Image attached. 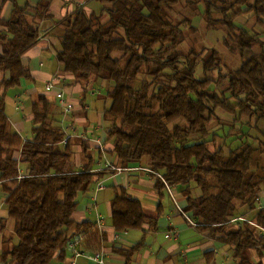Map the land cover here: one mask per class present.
<instances>
[{
    "label": "trees",
    "instance_id": "obj_1",
    "mask_svg": "<svg viewBox=\"0 0 264 264\" xmlns=\"http://www.w3.org/2000/svg\"><path fill=\"white\" fill-rule=\"evenodd\" d=\"M6 1L11 9L3 18ZM99 1L104 4L99 13L79 6L60 20L66 28L55 57L78 80L109 82L110 105L104 117L111 123L106 141H111L109 151L116 165L128 167L147 157L168 186L184 185L183 211L201 228L219 230L232 246L236 264H254L249 250L264 252V238L247 222L234 227L229 223L236 203L249 211L257 209L264 176L251 170L256 148H216L210 143L214 136L208 138V124L214 117L219 119L217 110L239 120L264 118V38L235 23L237 17L249 14L264 32V0ZM180 1L193 10L202 4L205 26L224 30L223 45L238 54L237 67L222 72L223 57L215 49L177 51L189 19L171 21L167 15ZM47 6V0L34 4L0 0V181L16 237L1 251L2 264H50L55 257L62 259L66 241L74 234L82 236L80 246L85 249L101 246L99 234H88L92 223H77L73 232L69 229L78 192L102 172L91 171L89 164L81 170L69 169L71 149L67 142L61 146L64 133L51 123L52 103L43 94L31 104L28 139L8 128L4 112L7 90L29 77L21 56L36 44L38 21L49 17ZM189 28L194 29L190 23ZM115 51L118 57L113 56ZM199 63L204 74L217 70L216 77H195ZM165 183L158 179L156 186ZM191 183L199 189L198 195H191ZM115 190L111 221L116 230L140 228L143 223L155 226L139 200L121 186ZM250 219L264 228V207ZM140 245L117 249L125 264Z\"/></svg>",
    "mask_w": 264,
    "mask_h": 264
},
{
    "label": "crops",
    "instance_id": "obj_2",
    "mask_svg": "<svg viewBox=\"0 0 264 264\" xmlns=\"http://www.w3.org/2000/svg\"><path fill=\"white\" fill-rule=\"evenodd\" d=\"M47 1L46 11L49 17L38 21V40L21 56L22 63L29 70V77L22 78L18 86L7 90L4 98V112L8 128L19 133L24 139H28L32 135L31 104L37 95L43 94L52 103L51 123L62 130L64 137L65 134H70L66 141L71 149L69 169L77 171L89 164L91 171L102 172L93 178L87 189L78 192L77 205L71 215L73 225L69 229V232H73L77 223H92L93 228L88 234L93 232L99 234L101 246L96 250L81 247L82 254L74 264H92L91 254L101 250L106 254L107 264H125V257L117 249L126 250L139 242L141 245L132 254L129 264H226V262L230 263L231 258L233 264H236L232 251L230 259L221 257L225 250H232V246L222 237V233L219 230L213 232L211 229L201 228L188 213L183 211L186 205L184 185L157 188L156 182L159 178L147 170H152L149 159L128 167L116 165V158L109 151L112 147L111 141H106L110 120L104 117V110L110 105L107 92L111 86L109 83L106 85L104 80H78L73 74L61 68L55 57L59 47L55 46L56 35L53 31L56 29L64 31L66 26L62 23L56 24L51 17L57 14V17L62 18L71 12V8L65 9L59 3L62 0ZM64 2L68 3L70 0ZM77 4L80 6V1L77 0L74 3L75 6ZM10 9L11 2L8 5L5 3L1 16L7 18ZM48 81L52 82L53 90H62L65 98L72 103L70 111H63L54 91L45 90V84ZM103 89H107L106 94L102 93ZM1 91L0 88V93ZM106 121H109L107 126ZM63 145L64 143L61 142V146ZM89 148L98 149L96 161L93 160L92 155L86 154ZM19 169L20 173H24V165L21 164ZM105 180L110 181L109 188L102 185ZM119 186L123 187L129 196L139 200L143 213L155 219V226L143 223L140 228L123 230L114 228L111 221V199ZM190 187L191 195H193L197 188L193 183ZM165 195L169 197L171 206L164 211L166 203L163 204L162 201ZM257 195L258 209L264 207V186H261ZM4 196L0 181V209L7 211ZM176 205L186 216L177 210ZM236 205V212L230 218V227L243 223L233 218L244 216L250 219L257 210L249 211L239 203ZM97 213L102 216L103 221L98 222ZM5 221H7L6 214L0 215L1 251L3 240L4 242L9 240L11 244L16 241L13 222L8 229L4 225ZM168 231H175L177 235L167 237ZM6 232H11V235L5 238ZM256 234L260 236L258 231ZM249 252L252 263L261 261L264 264V252L261 248H251ZM50 264H72L69 250L65 248L62 259L55 257Z\"/></svg>",
    "mask_w": 264,
    "mask_h": 264
},
{
    "label": "rangeland",
    "instance_id": "obj_3",
    "mask_svg": "<svg viewBox=\"0 0 264 264\" xmlns=\"http://www.w3.org/2000/svg\"><path fill=\"white\" fill-rule=\"evenodd\" d=\"M19 4H23L24 2H29L31 4L36 3V0H17ZM65 0L59 1L61 5L65 9L71 8V11H74L79 5L76 6L74 3L77 0H70V2L66 3ZM80 1V6H82L86 11H94L95 13H99L101 9L103 8L104 4L100 2L99 0H78ZM10 2V1H9ZM8 1H6V5L9 4ZM203 9L202 4H198L197 10H193L189 7H186L181 1L176 3L172 9L168 12L167 18L171 21H177L179 19L187 18L189 19L190 25L194 27V29L189 28V23L184 25V40L178 45L177 51L180 53H185L190 49H195L197 51L199 50H210L215 49L219 51L223 57V64H222V72H226L228 68H235L240 63V59L238 54L233 53L229 51L224 45H223V37L225 35V32L223 29L220 28H207L204 24L201 10ZM58 15L55 14L54 17H51L55 21L56 24L60 25V20L63 18L57 17ZM56 17V18H55ZM106 16H103V19H105ZM235 23L247 30L250 31H257L260 32V36L264 38V32L263 28L254 23V18L250 17L249 14H245L241 17H237L235 19ZM63 31H60L59 29H56L53 31V34L56 35V48L60 45V37L58 38V35H62ZM58 39V42H57ZM120 55L119 52L115 51L113 52L114 57H118ZM217 70H214L212 72L204 74L202 72V66L201 63H199L195 70L194 75L197 78H204V77H211L215 78L217 75ZM100 81V79H97ZM104 83L107 85L109 82L104 80ZM107 89H103L102 93L106 94ZM217 91V90H216ZM36 98V97H35ZM34 98V99H35ZM217 114L219 115V121L221 123L218 124V120L215 119V117L210 121L208 124V129L210 131L208 138H212L214 136V141L210 142L211 144L214 143L216 148H223V150L227 151L229 149L243 146V145H251L252 147L256 148L255 153V160L251 166V170L255 173H260L264 176V118L261 119H250L249 117H242L240 120L235 118L234 115L223 113L220 110H217ZM111 123V122H110ZM106 126L109 125V121H106ZM229 127H233L229 131ZM70 135V134H65ZM192 137V136H191ZM210 144V146H211ZM86 154L92 155V158L94 161L98 159V149L97 148H89L86 150ZM148 159L147 157H144L142 160ZM141 160V161H142ZM94 164V162H93ZM103 186L106 188H109L110 181L105 180L103 181ZM182 186V185H181ZM264 186V185H262ZM199 190L198 188L195 189V192L193 195H198ZM168 196L165 195L164 200L162 203H166L164 207V211L167 207L171 206L170 201L168 200ZM246 208V206H244ZM247 210V209H246ZM1 214H6V220L5 226L6 228L10 227V224H12L13 220L7 216V211H5L3 208L0 209ZM254 222V221H253ZM7 231V229H6ZM7 233V232H6ZM11 235V232H8L4 235V237H8ZM6 243V244H4ZM10 241L6 240V242L2 243V247L4 248L7 245H10ZM2 248V250H3ZM231 249L225 250L221 257L223 256L231 258ZM1 253V250H0ZM232 258L230 263L226 262V264H233ZM1 262V260H0Z\"/></svg>",
    "mask_w": 264,
    "mask_h": 264
},
{
    "label": "built area",
    "instance_id": "obj_4",
    "mask_svg": "<svg viewBox=\"0 0 264 264\" xmlns=\"http://www.w3.org/2000/svg\"><path fill=\"white\" fill-rule=\"evenodd\" d=\"M53 84L51 81H48L45 84V90L46 91H54L55 97L58 99L59 105L61 106V108L63 109L64 112H68L72 109V103L70 101H68L65 98V95L63 93L62 90L57 89V90H53ZM69 135H65V137L63 138L62 142L65 143L68 139ZM149 170L151 173H153L155 176H157L161 181H163L165 183L164 178L161 176V174H159L158 172H155L153 170L147 169ZM100 185V184H99ZM165 186H168L165 183ZM258 201V198L256 199V202ZM176 208L178 211H180L181 213H183V215H185V213L180 209L179 206L176 205ZM98 216V222L103 221L102 216ZM186 216V215H185ZM233 220H239V221H243V222H248L251 225H253L257 231L259 232L260 237L264 238V228L260 227L259 225H257L255 222H253L252 220L244 217V216H238L233 218ZM192 224V221H190ZM177 233L175 231H168L166 236L170 237V236H176ZM82 241V236L80 234H74L73 236H71L65 244V248L67 250H69L70 255H71V261L72 264L75 263L76 259L82 254V249L80 246V243ZM90 259L92 260V264H107L106 262V254L101 250V251H95L91 254Z\"/></svg>",
    "mask_w": 264,
    "mask_h": 264
}]
</instances>
